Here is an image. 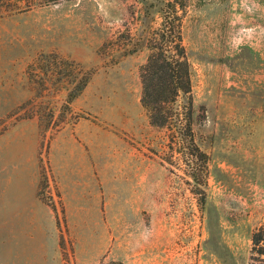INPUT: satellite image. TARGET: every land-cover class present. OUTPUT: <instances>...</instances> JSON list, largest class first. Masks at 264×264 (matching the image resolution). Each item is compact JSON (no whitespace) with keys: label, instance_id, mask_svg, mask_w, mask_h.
<instances>
[{"label":"rangeland","instance_id":"obj_1","mask_svg":"<svg viewBox=\"0 0 264 264\" xmlns=\"http://www.w3.org/2000/svg\"><path fill=\"white\" fill-rule=\"evenodd\" d=\"M168 1L0 0V264H264V0H171L207 169L140 102Z\"/></svg>","mask_w":264,"mask_h":264},{"label":"trees","instance_id":"obj_2","mask_svg":"<svg viewBox=\"0 0 264 264\" xmlns=\"http://www.w3.org/2000/svg\"><path fill=\"white\" fill-rule=\"evenodd\" d=\"M167 9L161 26L148 37L149 55L140 67V102L150 124L169 133V147L174 149L176 145H183L190 148L187 155L207 169L208 154L198 145L195 132L191 63L184 42L183 15L179 14L184 4L169 0ZM181 96L187 97V102L182 105L178 104ZM74 97L70 96V100ZM199 172L190 175L199 181ZM202 193L204 202L206 194L204 191ZM252 242L253 253L263 257L264 226L253 233ZM101 264L124 263L111 260Z\"/></svg>","mask_w":264,"mask_h":264}]
</instances>
